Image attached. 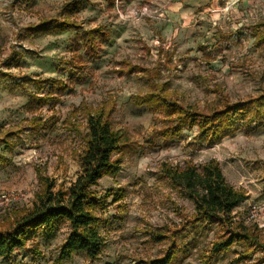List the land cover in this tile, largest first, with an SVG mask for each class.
I'll return each mask as SVG.
<instances>
[{"label":"rangeland","instance_id":"rangeland-1","mask_svg":"<svg viewBox=\"0 0 264 264\" xmlns=\"http://www.w3.org/2000/svg\"><path fill=\"white\" fill-rule=\"evenodd\" d=\"M65 1L0 0V194L16 196L0 205V217L13 206H31L36 169L56 185L75 179L82 142L67 118L81 103L95 108L112 101L110 126L123 134L125 145L119 171L102 178L96 190L120 188L124 196L108 198L105 246L95 260L76 254L56 262L67 233L59 221L53 237L38 233L0 264H138L162 256L172 239V264H198L216 238L217 223L176 232L193 205L158 177L161 165L216 160L226 180L248 194L232 212L241 220L249 204H264V122L253 130L242 125L215 143L200 139L195 128L163 138L156 132L165 117L136 105L134 97L157 82L183 104L204 109L260 92L264 29L257 22L264 21V0H78L73 12L62 10ZM68 14L79 27L47 26L37 34L28 29ZM93 28L103 34L95 36L92 57L85 42ZM126 64L136 68L129 72ZM46 78L65 87L36 83ZM76 120L82 129L83 114ZM259 229L264 237V221ZM209 264H264V244L251 252L236 241Z\"/></svg>","mask_w":264,"mask_h":264},{"label":"trees","instance_id":"trees-1","mask_svg":"<svg viewBox=\"0 0 264 264\" xmlns=\"http://www.w3.org/2000/svg\"><path fill=\"white\" fill-rule=\"evenodd\" d=\"M78 3V0H67L62 10L73 12ZM47 26L63 31L77 28L79 24L68 14L45 19L28 29L37 34ZM257 26L264 29V21L258 22ZM97 33L103 34L95 28L87 31L85 51L92 57L97 55ZM78 62L82 64L81 56ZM126 66L129 72L136 68L130 64ZM138 69L151 72L146 68ZM44 82L65 87L54 78L36 81L38 84ZM34 99L40 100L36 96ZM111 102L95 108L81 103L69 114L67 122L82 142V151L78 154L80 169L68 186L56 185L53 178L36 169L38 190L31 206H13L0 217V258H10L15 250L23 249L38 233L45 238L53 237L59 221L66 223L67 233L55 258L57 263L68 261L76 254H82L88 261L100 255L105 246L103 211L109 204L108 198L110 196L112 202H117L124 196L120 188H109L105 192L96 190L102 178H113L119 171L118 155L125 145L123 134L110 126ZM134 102L165 117L166 123L156 132L163 138L176 135L180 129L195 128L200 139L215 143L242 125L253 130L264 122V89L243 100L231 102L223 99L213 107L198 109L173 98L165 84L154 82L148 91L136 95ZM80 113L85 119L82 129V123L76 120ZM158 177L168 179L193 205V212L182 218L176 232L181 233L186 227L202 222L217 223L216 238L198 264H209L214 255L227 250L236 241L242 242L251 252L264 244V237L256 224H245L232 215L248 195L243 188L226 180L216 160H209L201 166L191 161H186L183 166L163 163ZM176 252L177 244L172 239L162 256L140 260L138 264H172Z\"/></svg>","mask_w":264,"mask_h":264},{"label":"built area","instance_id":"built-area-1","mask_svg":"<svg viewBox=\"0 0 264 264\" xmlns=\"http://www.w3.org/2000/svg\"><path fill=\"white\" fill-rule=\"evenodd\" d=\"M16 199V196L12 194H0V205L10 203ZM241 220L245 224H256L258 228L260 227V222L264 221V204H249L248 210Z\"/></svg>","mask_w":264,"mask_h":264},{"label":"crops","instance_id":"crops-1","mask_svg":"<svg viewBox=\"0 0 264 264\" xmlns=\"http://www.w3.org/2000/svg\"><path fill=\"white\" fill-rule=\"evenodd\" d=\"M258 23V22H257ZM247 194V193H246ZM248 195V194H247Z\"/></svg>","mask_w":264,"mask_h":264}]
</instances>
